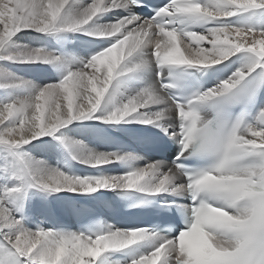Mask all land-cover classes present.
Returning <instances> with one entry per match:
<instances>
[{
    "label": "bare ground",
    "instance_id": "bare-ground-1",
    "mask_svg": "<svg viewBox=\"0 0 264 264\" xmlns=\"http://www.w3.org/2000/svg\"><path fill=\"white\" fill-rule=\"evenodd\" d=\"M163 15L165 26H155L125 0H0V234L26 264L187 260L173 238L126 233L109 218L98 240L74 225L76 202L102 209L115 191L185 196L169 160L107 145L108 133L133 141L143 131L177 129L176 109L156 80L172 61L211 70L204 99L264 67V0H195ZM262 127L264 93L239 143L264 145ZM246 170L255 175L261 166L231 172ZM122 172L131 176L113 187ZM247 215L241 209L235 217ZM53 217L70 229L55 228ZM214 240L220 249L238 245Z\"/></svg>",
    "mask_w": 264,
    "mask_h": 264
},
{
    "label": "rangeland",
    "instance_id": "rangeland-1",
    "mask_svg": "<svg viewBox=\"0 0 264 264\" xmlns=\"http://www.w3.org/2000/svg\"><path fill=\"white\" fill-rule=\"evenodd\" d=\"M226 1L229 2V0H226ZM198 4H199V3H198ZM198 4H197V5H198ZM238 14H240V12H238ZM107 45H108V44H107ZM102 48H103V47H101V49H102ZM101 49H99V50H101ZM155 50H156V47L152 49V52H155ZM107 52H108V51H107ZM105 53H106V52H105ZM90 58H91V57H90ZM171 63H172V65H173V64H177V63H175V62H173V61H172ZM182 66H184V67H186V68H194V67L196 68V66H193V65L188 66V65H186V64H183ZM187 66H188V67H187ZM195 68H194V69H195ZM203 69H204V68H201V69H198V70H203ZM262 69H264V67H262ZM62 81H63V79H62ZM261 130L264 131V128L262 127ZM143 132H145V131H143ZM250 146H251V147H255V145H250ZM259 146H263V147H259ZM258 148H264V145H258ZM117 176H118V177H117L116 182L113 183V185H112L113 187H115L116 184H119V183H120V179H121V177H122V178H125V177H127V176H131V175H127L126 172H122V175H120V174L118 173ZM140 185H141L140 181H138V182L136 181L135 184H134V186L137 187V188H140V187H141ZM1 193H2V191L0 192V202H2V200L4 199V198L2 197L3 194H1ZM9 195H10V194H9ZM9 195L7 196V198H6L5 201H6V203L9 205V206H8V209H9L10 211H12V210L15 209L14 211H12V212L14 213V212L17 211V210H16L17 207L15 206V202H14L12 199H10V196H11V195H10V196H9ZM11 198H12V196H11ZM9 201H13L14 203H13V202L9 203ZM12 204H13V205H12ZM11 205H12V206H11ZM14 206H15V207H14ZM42 227H43V225L41 224V228H42ZM117 259H120V257L118 256ZM140 261H141V260H140ZM158 262H161V258L158 259ZM38 263H39V262H38Z\"/></svg>",
    "mask_w": 264,
    "mask_h": 264
}]
</instances>
